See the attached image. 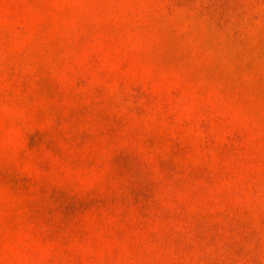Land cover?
<instances>
[{
  "label": "rangeland",
  "instance_id": "374dc122",
  "mask_svg": "<svg viewBox=\"0 0 264 264\" xmlns=\"http://www.w3.org/2000/svg\"><path fill=\"white\" fill-rule=\"evenodd\" d=\"M0 264H264V0H0Z\"/></svg>",
  "mask_w": 264,
  "mask_h": 264
}]
</instances>
